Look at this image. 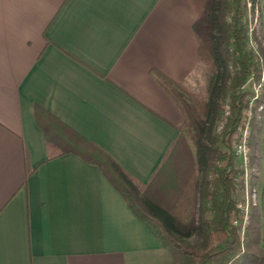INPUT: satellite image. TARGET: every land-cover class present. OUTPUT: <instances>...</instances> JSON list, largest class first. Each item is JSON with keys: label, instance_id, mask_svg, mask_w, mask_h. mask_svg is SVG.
<instances>
[{"label": "crops", "instance_id": "0c3cea01", "mask_svg": "<svg viewBox=\"0 0 264 264\" xmlns=\"http://www.w3.org/2000/svg\"><path fill=\"white\" fill-rule=\"evenodd\" d=\"M203 3L0 0V264L170 257L97 166L73 153L47 160L36 108L149 183L180 118L150 71L195 82L192 25ZM249 156L258 190L251 219L264 252V111L252 119Z\"/></svg>", "mask_w": 264, "mask_h": 264}, {"label": "trees", "instance_id": "16d2710c", "mask_svg": "<svg viewBox=\"0 0 264 264\" xmlns=\"http://www.w3.org/2000/svg\"><path fill=\"white\" fill-rule=\"evenodd\" d=\"M246 11L245 0H204L192 25L198 44L197 69L204 76L197 91L186 81L174 82L150 71L176 105L180 118L166 161L145 185L124 173L101 149L36 108V116L44 120L47 160L73 153L97 166L178 264H264L251 213L242 242L229 223L239 174L229 141L242 111L253 103L251 85L264 72V49L258 44L255 54L246 47ZM224 103L229 116L218 132Z\"/></svg>", "mask_w": 264, "mask_h": 264}, {"label": "built area", "instance_id": "2783aa9c", "mask_svg": "<svg viewBox=\"0 0 264 264\" xmlns=\"http://www.w3.org/2000/svg\"><path fill=\"white\" fill-rule=\"evenodd\" d=\"M246 1V24L247 41L246 47L253 53H258V45L254 37L255 20L260 15H264V0H245ZM264 72L261 73L257 84L251 85L253 93L252 101H258L255 106L256 111L264 108ZM229 116L227 103L222 105L221 118L216 125V131H221ZM253 118L252 102L242 111L241 119L236 129L230 137V150L234 167L239 171L236 176L239 197L236 199L235 208L230 213L229 223L237 230L240 241L244 239L246 229L249 224L251 210L258 204V190L254 178V169L251 165L249 156V138L251 133V122Z\"/></svg>", "mask_w": 264, "mask_h": 264}, {"label": "rangeland", "instance_id": "374dc122", "mask_svg": "<svg viewBox=\"0 0 264 264\" xmlns=\"http://www.w3.org/2000/svg\"><path fill=\"white\" fill-rule=\"evenodd\" d=\"M264 7V5L262 6V8ZM252 25H254L255 30H254V37L256 38V44H260V46L264 49V15H260L259 17H257V19L255 20V24L252 21ZM195 77V82L192 81V83L189 85L191 86L192 90L197 91L198 89H200L203 86L204 83V76L201 73V68L197 69V71L194 73ZM264 92V87L261 88ZM258 104L257 102H253L252 106ZM264 111V108L263 110ZM262 111H258V112H262ZM255 112L256 110L254 109L253 111V118L255 116ZM252 118V119H253ZM238 194V192H237ZM239 197V194L236 196V199ZM164 259H158L156 261L155 264H178L177 260H172L168 255L164 256Z\"/></svg>", "mask_w": 264, "mask_h": 264}]
</instances>
